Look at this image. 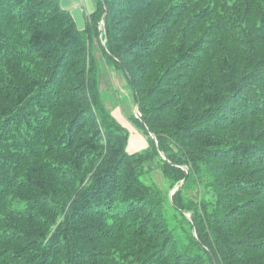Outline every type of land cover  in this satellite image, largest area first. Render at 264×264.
Returning <instances> with one entry per match:
<instances>
[{
  "label": "trees",
  "instance_id": "trees-1",
  "mask_svg": "<svg viewBox=\"0 0 264 264\" xmlns=\"http://www.w3.org/2000/svg\"><path fill=\"white\" fill-rule=\"evenodd\" d=\"M94 1L0 0V264H264V0Z\"/></svg>",
  "mask_w": 264,
  "mask_h": 264
},
{
  "label": "rangeland",
  "instance_id": "rangeland-1",
  "mask_svg": "<svg viewBox=\"0 0 264 264\" xmlns=\"http://www.w3.org/2000/svg\"><path fill=\"white\" fill-rule=\"evenodd\" d=\"M92 51L95 52L98 81L104 104L112 115L127 128L128 152L144 150L148 142L142 128L132 119V114L135 115V101L123 71L114 64L106 62L95 46ZM153 174L157 182L161 184L162 178L159 173L154 172Z\"/></svg>",
  "mask_w": 264,
  "mask_h": 264
},
{
  "label": "crops",
  "instance_id": "crops-1",
  "mask_svg": "<svg viewBox=\"0 0 264 264\" xmlns=\"http://www.w3.org/2000/svg\"><path fill=\"white\" fill-rule=\"evenodd\" d=\"M59 3L64 9L69 10L79 29L86 28L95 9L94 0H59Z\"/></svg>",
  "mask_w": 264,
  "mask_h": 264
},
{
  "label": "water",
  "instance_id": "water-1",
  "mask_svg": "<svg viewBox=\"0 0 264 264\" xmlns=\"http://www.w3.org/2000/svg\"><path fill=\"white\" fill-rule=\"evenodd\" d=\"M106 14V13H105ZM105 14L103 15V17H102V22H104V18H105ZM138 104H136V106H135V115L136 116H140V113H139V111H138ZM174 192V190L171 192V194Z\"/></svg>",
  "mask_w": 264,
  "mask_h": 264
}]
</instances>
